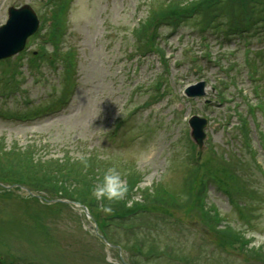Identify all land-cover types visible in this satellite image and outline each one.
Masks as SVG:
<instances>
[{
  "label": "rangeland",
  "instance_id": "1",
  "mask_svg": "<svg viewBox=\"0 0 264 264\" xmlns=\"http://www.w3.org/2000/svg\"><path fill=\"white\" fill-rule=\"evenodd\" d=\"M152 1L72 0L63 10L66 33L60 45L63 51H74L73 82L64 101L48 108L66 91L64 65L40 57L32 61L39 67L36 70L30 68L29 60L46 41L52 9L46 0H0V26L9 7L23 4L35 11L38 29L43 26L42 35H35L36 31L28 37L22 51L0 59V77L17 69L20 89L0 96V143L4 140L3 146L9 149L34 148L43 160L80 159L83 154L115 166L122 175L121 169H135L141 182L134 199L143 203L142 191H153L156 183L180 193L186 175L193 168L203 169L211 177L205 193L207 206L215 207L224 224L252 237L249 246L260 245L264 252V175L252 163L237 162L236 154L248 155L240 148L242 141L235 129L237 110L248 120L250 141L264 169V149L254 126L259 122L264 130L263 118L247 110L248 100L255 101L254 79L263 76L264 26L257 23L242 35L227 32L225 23L202 30L201 15L175 29L161 26L156 45L164 60L147 41L150 26L138 36L133 33L145 20ZM44 45L47 53L52 51L50 43ZM249 59L256 72L251 76ZM158 81L164 94L153 99ZM200 81L204 94L187 97L184 89ZM258 85L264 91V77ZM193 115L207 120L199 150L189 135L187 119ZM213 150L230 160L237 175H243L246 187L231 195L241 209L232 205L229 194L212 178L214 173L221 176L219 168L227 165ZM196 182L200 187L198 177ZM250 188L257 195L252 196ZM36 189L19 182L0 183V255L16 264L37 260L53 264H264L253 260L237 242L225 249L218 246L215 232L204 226L198 213L181 207L171 210V216L151 210L138 213L124 227L108 226L110 237L125 246L118 248L101 238L95 218L83 204L52 199L44 205L39 198L46 195ZM59 201L67 206L54 205ZM97 214L99 220L106 215L100 210Z\"/></svg>",
  "mask_w": 264,
  "mask_h": 264
},
{
  "label": "trees",
  "instance_id": "2",
  "mask_svg": "<svg viewBox=\"0 0 264 264\" xmlns=\"http://www.w3.org/2000/svg\"><path fill=\"white\" fill-rule=\"evenodd\" d=\"M72 0H46V5H50L52 9L51 17L48 18L49 27L46 33V41L40 45V51L32 56L28 61L30 68L38 70V65H32V61L43 57L48 58V62L55 64L60 62L64 65L63 68V80L65 79L68 84V79L65 74L70 72V62L72 61V49L68 48L65 51L62 50L64 35L66 33L65 24L62 20L67 8ZM151 1V0H149ZM156 0L151 2V8L148 9V14L145 17L142 25H138L133 33L138 36L141 31L146 32L150 26V36L148 38L149 45L160 53L162 59H164V53L161 48L156 45V39L159 36V29L161 26H175L185 21L190 17H197L201 15L199 26L202 30L207 29L210 25L218 26L219 23L224 24L227 32L236 33L242 35V32L247 28H252L253 25L259 24L264 26V0H160L156 7H152ZM221 16L224 20L220 19ZM47 21V20H46ZM219 21V22H218ZM43 26L38 29L35 35H42ZM227 34V33H225ZM50 43L52 51L47 53L46 46L44 44ZM63 53V55H62ZM165 60V59H164ZM248 70L250 62L248 63ZM15 69V68H14ZM17 69L12 71L9 76L7 74L0 77V96H7L12 93L13 90H20L18 80L15 78ZM255 75L252 65L248 74ZM264 77V72L263 76ZM261 77H259L261 79ZM66 84V87H67ZM159 81L155 83L156 93L152 96L153 99L161 97L164 93L160 88ZM157 86V87H156ZM262 88V87H261ZM163 89V88H162ZM257 90L261 93L259 97H255L254 102H247V110L251 116L254 117L256 112L263 118L264 123V91ZM256 90V92H257ZM220 94L222 92L220 91ZM64 92L59 95L55 102H59L64 97ZM222 99V98H220ZM238 114L237 124L235 125L236 134L242 141L240 148L245 149L248 156H242V154H236V160L238 163L246 166L252 165L258 172L264 175V169L257 161V150L251 144L250 132L248 128V120L241 113L235 110ZM257 117V116H256ZM257 118H255L256 121ZM257 128L259 134V143L264 149V130L261 129L260 123L256 122L254 125ZM4 140L0 143V183L5 185L6 183H22L29 187L37 188L36 190L42 191L46 196H42L39 199L42 204L46 205L49 200L62 199L69 200L71 202H77L83 204L88 208L90 214L95 218L98 230L103 237L112 245L124 248L121 243L115 241L110 237L107 227L116 228L118 226H125L127 220L140 215L138 213H148L153 210L163 215H170V211L177 207L184 208L185 211H195L201 217L204 226L211 232H215V240L217 245L225 249L226 246L230 247L233 243H238L237 246H241L246 249V252L250 254L251 258L256 261L264 262V252L261 251V246H249L252 241V237H244V233L240 229H234L235 227L230 224H224V219L214 206H207L205 201L207 181L211 177L207 175L203 169L197 172L196 168H193L192 173L186 175V185L182 188L180 193H174L159 186L158 183L154 185L153 191L145 190L142 194L144 203L134 199L135 187L141 182V176L135 169H129L123 171L121 169L123 178H125L128 194L124 201L113 203V214L104 215L101 220L96 215L100 210L101 203L90 197L92 187L99 182L102 178L105 170L109 168L104 162H100L98 158L90 155L89 164L90 167L87 170L84 169L80 162V159L65 157L64 159H49L43 160L42 157H38V152L34 148L27 147L26 149H17L12 147L11 149L4 147ZM215 156H221L222 162L227 165L219 168L217 173L212 176L226 193L229 194V199L232 205L237 208H242L241 204L233 199L232 191L242 190L246 187L243 175H237L236 172L230 168V160L225 159L220 154H217L215 150ZM206 175V177H204ZM200 187H197L196 179ZM240 185L236 186L235 185ZM135 189V190H134ZM248 192L254 196L253 189H247ZM141 192V191H140ZM54 203V202H53ZM52 203V204H53ZM130 203V204H129ZM56 206H67V203L63 201L55 202ZM45 207V206H43ZM48 206H46V209ZM137 245L134 243L131 245L132 249H136ZM237 247V248H239ZM140 252V249H138ZM150 250V249H149ZM153 250V249H152ZM134 262V261H133ZM0 264H16L13 259L0 255ZM27 264H53L46 261L28 262ZM133 264H140L134 262Z\"/></svg>",
  "mask_w": 264,
  "mask_h": 264
},
{
  "label": "water",
  "instance_id": "3",
  "mask_svg": "<svg viewBox=\"0 0 264 264\" xmlns=\"http://www.w3.org/2000/svg\"><path fill=\"white\" fill-rule=\"evenodd\" d=\"M39 20L35 11L28 4L20 7H9L7 19L0 26V59L8 58L22 51L28 37L38 29ZM204 82L200 81L195 85H189L184 89L188 97H198L204 94ZM187 123L190 127V138L197 145L199 150L202 146L206 126V118H199L196 115L189 117Z\"/></svg>",
  "mask_w": 264,
  "mask_h": 264
},
{
  "label": "clouds",
  "instance_id": "4",
  "mask_svg": "<svg viewBox=\"0 0 264 264\" xmlns=\"http://www.w3.org/2000/svg\"><path fill=\"white\" fill-rule=\"evenodd\" d=\"M80 162L84 169L90 167L89 157L81 154ZM128 187L121 172L115 167L105 170L102 178L91 189V197L101 203L100 211L106 215L113 214V203L124 201Z\"/></svg>",
  "mask_w": 264,
  "mask_h": 264
}]
</instances>
